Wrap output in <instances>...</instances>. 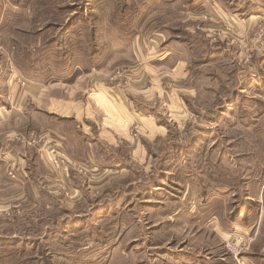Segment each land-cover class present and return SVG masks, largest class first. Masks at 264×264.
<instances>
[{"label": "rangeland", "instance_id": "1", "mask_svg": "<svg viewBox=\"0 0 264 264\" xmlns=\"http://www.w3.org/2000/svg\"><path fill=\"white\" fill-rule=\"evenodd\" d=\"M204 1L231 12L234 5L243 3ZM212 7L204 9L202 0H0V93L5 87L4 104L10 105L9 92L14 95L17 90L19 99L27 94L33 110L30 132L69 133L64 120L45 109L50 95L58 93L47 85L58 80L66 62L83 70L79 83L69 89L72 94L82 84L86 97L78 96L84 98L97 88L130 90L148 64L144 44L149 47L152 38L161 36L166 43L177 36L191 40L192 51L184 58L187 74L175 81L167 75L160 86L164 99L177 98L171 89H178L179 99L188 102L183 101L186 113L198 120L192 123L180 114L170 117L163 107L157 122L169 127L167 134L140 139L147 140L146 149H154L151 156L156 159L139 167L133 155L128 175L76 164L61 180L55 174L58 187L51 194L38 187L40 198L34 196L31 185L16 181V166L4 168L0 174V264H186L195 258L203 261L210 253L224 256L227 264H239L252 250L258 233L254 237L240 232L250 246L237 257L227 248L236 233L222 242L213 231L202 229L203 224L195 227L184 217L173 216L193 207L185 189L192 183L187 181V169L192 171L196 163L219 172L227 181L228 195L234 196L232 203L249 197L241 173H254L261 178L257 187L264 186V23L251 30L244 42L233 27L191 19L192 14L196 18L212 13ZM218 26L223 34L215 31ZM210 51H226L227 58L205 64ZM172 67L173 63L163 67V74L175 78ZM146 83L152 89L150 79ZM155 101L164 104V100ZM23 127L27 126L18 130ZM146 129L135 124L131 135L140 138L148 134ZM16 139L21 140L15 135L7 144L0 143V166L13 154ZM31 140L37 142L41 156L40 138ZM193 145L202 150L190 157L186 148ZM171 157L174 163H161ZM220 163L226 166L218 169ZM69 187L79 191L72 196ZM256 192L251 191L252 197ZM259 231L264 241V224L257 227ZM213 245L218 252L209 250Z\"/></svg>", "mask_w": 264, "mask_h": 264}, {"label": "crops", "instance_id": "2", "mask_svg": "<svg viewBox=\"0 0 264 264\" xmlns=\"http://www.w3.org/2000/svg\"><path fill=\"white\" fill-rule=\"evenodd\" d=\"M202 6L204 9L212 7L210 2L205 3L204 0H202ZM212 8H214L212 13L205 12L196 18L192 14L190 17L193 20H202L203 23L216 22L220 26L223 24V28L224 26L233 27L236 34L244 42L249 40L251 30L264 23V0H243L242 6H233V12L226 8H219L216 5ZM0 25L1 27L3 26L1 20ZM220 26L215 31L223 34L224 29ZM160 38H152L148 42L149 47L144 44V49H147L146 58L148 64L144 65L142 73L138 72L140 76L132 81L134 86L130 90L129 88L126 90L129 91L128 94L125 93V90L115 86V88L117 87L116 89H92L88 92L89 97L84 98L86 97L85 92H87L84 84H82V91L74 90L75 93L72 94L69 89L79 83L83 70L79 64L71 67L73 63L66 62L68 66L65 64L64 69H60L58 80L52 81L47 85L53 90L58 89V93L50 95L45 109L52 117L56 115L63 119L65 122L63 125L68 127L69 133L45 131L44 134H34V132H30L29 125L32 121L33 110L31 103L27 100V94L24 93L19 99L16 93L17 90H15L14 95L9 92L7 95L11 98L12 105L4 104V92L6 89L4 87V91L0 93V143L2 144L4 141L7 144V141L15 135L20 136L21 140L16 139L12 143L14 145V149L11 151L13 154L9 153L7 158L3 159L2 165H5V167L0 166V174L7 166L11 168L16 166L18 168V179L16 181H20L25 186L31 185V191L34 196L40 198L38 196V187H41L42 191L44 190L43 193L51 194V189H57L58 187L56 185L57 179L61 180L64 178L63 176H58L52 170L49 150L53 147L64 158L68 170H74L77 164L82 169L86 167L91 170L93 168L108 169L116 171L117 175L125 172L128 175L131 173L133 155L139 167H141L140 165L143 164V161L145 164L156 159L157 157H153L154 155L151 156L154 149L152 151L150 148L151 151H148L145 143L148 138L154 140L157 136L168 132L167 129L169 127H166V129L157 122V118L162 117L160 109L163 107L167 108L168 112L165 114L168 113L170 117H177L176 115L179 116L180 114L183 120L192 123L198 122L196 117L186 113L183 101H187L186 99H179L177 95L178 89H171L172 95L176 94L177 98L168 99L167 97L164 99V88L160 86L161 79L167 77V75L175 81L181 77L180 75L187 74L185 68L186 59L184 58H187L186 54L192 51L191 40L184 41L180 39V36H177L175 38L171 37V40L166 43L162 36ZM162 43L165 45L163 50H160ZM227 54L226 51H210L206 54L205 64L212 60L226 59ZM246 57L249 58L247 55ZM171 63H173L171 71L175 78L168 72L163 74L162 68ZM128 77L126 76V79ZM147 79H150L152 89L148 88ZM182 79L185 78L182 77ZM128 80H131L130 77ZM78 93H83L84 97H79ZM131 95L135 96L131 97ZM192 95L195 94L193 93ZM159 99L164 100V104L155 101ZM15 101L18 105L14 107ZM198 118L200 117L198 116ZM24 124L27 127H23V130H18L20 129L18 126ZM135 124L143 125V128L147 127L146 131H148V134H142L140 138L133 137L131 128ZM30 136L40 138L38 146L39 148L42 147L41 156L37 154L35 146L37 142L33 144L29 141L32 138ZM141 137L147 140H140ZM28 142L31 144H28ZM200 150L202 149L193 145L186 148V154L191 157ZM172 159L174 158L171 157L166 161L163 158L161 163H174L170 162ZM225 166L220 163L217 168L220 169ZM239 166H236V168ZM206 169V164L201 162L194 164L192 171L189 168L187 169V181L192 183H188L185 189V197L187 201L190 200L189 202L193 207L189 208L190 210H187L186 213L176 212L173 216L180 215L188 223L195 224V227L196 225L202 227L203 224L202 229L213 231L222 242L235 233L243 232L248 236L252 235L254 237L258 233L252 250L245 254L238 263L264 264V241H260L263 235L260 231L256 232L257 227L260 226L261 228L264 224V186L260 185L259 188L256 185L261 182V178H255L254 173L250 171L241 173L240 179L245 184L244 192L249 197H246L243 203H232L230 200L234 196L228 195L230 190H226L225 187L227 181L221 179L219 172L213 173L211 169L210 172ZM55 174L58 178L53 180V177L56 176ZM217 174L219 175L217 176ZM78 175H74V178ZM79 177L81 178V176ZM1 179H3V176L0 175ZM2 187L3 185L0 183V189ZM72 188L71 190L69 187L71 195L74 196L77 194L78 187ZM253 189L257 190V192L252 197L251 191ZM54 192L57 191L55 190ZM190 192H193L192 200L189 196ZM78 224H80L79 221L75 223V228ZM209 250L218 252L219 247L213 245ZM208 256L209 258H204L205 260L203 261L199 260V262L195 258L193 262L188 261L186 264H227V259L224 256H215L211 253ZM200 257L201 255L199 254L197 258Z\"/></svg>", "mask_w": 264, "mask_h": 264}, {"label": "built area", "instance_id": "3", "mask_svg": "<svg viewBox=\"0 0 264 264\" xmlns=\"http://www.w3.org/2000/svg\"><path fill=\"white\" fill-rule=\"evenodd\" d=\"M49 153L51 154V167L54 170H57V174L59 176L65 177L67 175L66 172L69 171L67 165L65 164L64 158L59 154L58 151L54 150V147L49 150ZM10 175L13 178H16L13 173ZM247 238L248 237L245 234L236 233L232 240L227 243L228 250L235 254V256H240L242 252L247 250L250 246V241Z\"/></svg>", "mask_w": 264, "mask_h": 264}]
</instances>
